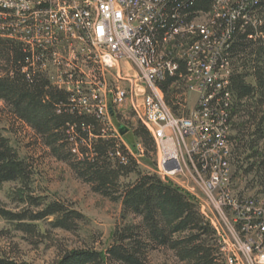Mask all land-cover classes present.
<instances>
[{"label": "trees", "instance_id": "1", "mask_svg": "<svg viewBox=\"0 0 264 264\" xmlns=\"http://www.w3.org/2000/svg\"><path fill=\"white\" fill-rule=\"evenodd\" d=\"M212 6L211 0H170L166 6L167 25L159 28L151 40L154 48L162 45V34L168 26L190 23L198 12L208 15ZM262 10L264 0H253L247 12L257 18L256 26L246 24L242 18L233 23V37L227 53L233 67L227 87L230 99L227 101L221 94L219 100L212 102L226 113V123L236 132L230 137L232 158L243 156L248 163L245 170L248 174L255 170L258 173L264 171ZM216 22L219 35L227 20ZM28 57L18 45L0 40V102L4 108L17 122L28 127L57 160H62L64 154L72 157L76 149L80 151L82 159L76 164L78 169L74 168L77 175L93 184L101 195L109 196L107 191L112 189L118 192L117 199L122 201L123 211L141 219V224L126 227L122 233L116 232L114 244L105 253L75 250L56 264H148L149 252L158 248L172 251L185 264H221L218 261L222 254L214 231L187 193L155 175H138L133 185L118 191V180L131 173L133 159L124 147L118 145L114 136L107 133L100 119L82 111L78 98L58 89L45 73L36 68L24 72ZM235 59L240 63L238 69L241 72H235ZM249 70L252 84L245 81ZM184 74L185 67L179 63L178 72L159 84L165 104L170 108L176 96L170 88ZM232 121L236 123L231 124ZM133 135L152 153L155 151L152 147L154 141L144 127L134 130ZM111 161H115L116 167L111 166ZM25 175L24 164L18 162L5 141L0 139V183L25 179ZM71 215L80 217L75 212H64L57 203H50L32 219L39 221L58 216L53 222L54 227L70 231ZM0 217L12 222L23 219L3 210H0ZM0 264L16 263L0 259Z\"/></svg>", "mask_w": 264, "mask_h": 264}, {"label": "built area", "instance_id": "2", "mask_svg": "<svg viewBox=\"0 0 264 264\" xmlns=\"http://www.w3.org/2000/svg\"><path fill=\"white\" fill-rule=\"evenodd\" d=\"M169 1L0 0V40L18 45L29 56L24 72L36 68L46 73L47 69L55 68L56 87L71 96L88 95L80 88L83 82L74 80V74L64 70L71 65L69 60H64V54L74 60L78 58L77 53L87 60L93 59L99 69H117V81L126 85L110 90L111 96H115L114 104L130 99L131 109L142 126L154 128L159 140L158 173L164 177L181 173L184 163L177 140L157 129L164 116L152 107L149 96H156L152 87L162 94L159 84L166 77H173L178 72V64L182 63L185 74L179 78H186L188 88L197 92L199 98L188 117L180 120L178 141L190 139L194 162L207 174L202 188L208 200L216 208L224 207L232 212L233 223L243 225L245 233H262V240H250V247L259 250L264 247V204L232 195V128L226 123V113L212 103L221 94L227 101L230 99L227 87L233 67L227 53L233 37L231 22H236V14H243L246 24L256 26V19H251V14L247 13L250 0H211L212 8L217 10V21L227 20L223 31L217 35L216 24L204 28V13L198 12L190 23L168 26L162 41L169 37V30L185 31V26L199 27V35H187L185 43H176L174 49L159 52V48L152 46L153 29L155 21H163V28L167 25ZM198 20L202 23L198 24ZM82 46L92 47L94 53H86ZM143 54H150V62L156 63V70H148V64H143ZM120 61L129 65L132 76L120 77ZM94 84L97 88L89 96L105 95V81L95 80ZM137 96H141L140 102L133 101ZM78 104L85 114H94L105 123L106 107L100 102L91 106L87 98L81 97ZM177 123L174 124L177 126ZM230 258L232 264H242L238 254H231ZM263 263L264 254H261L256 264Z\"/></svg>", "mask_w": 264, "mask_h": 264}, {"label": "rangeland", "instance_id": "3", "mask_svg": "<svg viewBox=\"0 0 264 264\" xmlns=\"http://www.w3.org/2000/svg\"><path fill=\"white\" fill-rule=\"evenodd\" d=\"M262 13L264 20V10ZM255 19L257 21V18ZM198 21V24L202 23L200 20ZM82 49L86 53H94V49L90 46H82ZM77 57L74 60L68 54H64V60L71 62L70 67L64 70L73 73L74 80L83 82L80 88L84 94L88 95L75 96V98L84 97L88 99L91 106L100 102L102 106L106 107L107 115L104 124L108 130L107 133L114 136L118 145L125 148L134 162L131 173L118 180V191L121 192L127 185H133L138 175H155L162 181L169 182L187 193L196 204L204 220L211 226L222 254L219 256L218 262L226 264L224 259V253H226L227 256L238 254L242 264H256V258L264 254V247L259 250H253L250 247V240L255 239L257 235L254 231L241 232V226L233 223L232 212L226 211L224 207L216 208L208 200L202 188L203 183L207 182V174L194 162L190 152V139H185V143L178 141L180 120L186 119L189 112L195 108L199 98L198 93L190 91L188 83L185 84L183 78L177 80L170 88L176 92L171 105V108L174 109L171 110L164 104V96L160 91L150 86L152 92L156 94V96H149L152 107L155 110H160L159 112L164 116V120L159 122L156 127L158 130L164 131L165 135L173 136L177 140V149L184 163V170L181 173L164 177L158 173L159 153L155 143V146L152 145L153 148L155 147V151L152 153L133 135L134 130L143 126L131 109L130 99L121 104H114L115 96H111L110 90L115 86L122 88L126 85L125 82L117 81V69H99L93 59L87 60L81 54L78 56V53ZM234 61L236 62L234 63V65L236 64L235 72H241L242 70L238 69L240 63H237V59ZM92 70H94L93 74ZM118 71L121 78L133 75V70L125 61L118 63ZM246 72L248 76L245 81L247 84H252L251 71ZM45 74L56 86L57 70L51 67ZM95 80L105 81V95L89 96L91 91L97 88L94 84ZM133 101L140 102L141 96L134 97ZM176 122H178L177 126L174 124ZM235 123L232 121L231 124ZM120 126L128 129V132L123 136L118 133ZM235 133L232 129L231 134ZM0 139L5 141L6 146L12 151L18 162L24 164L27 174L25 179L0 183V210L23 218L20 221L12 222L0 217V259L16 264H56L75 250L105 253L114 244L116 232L122 233L126 227L141 224L140 218L123 211L122 201L117 199L118 192L115 193L112 189L107 191L109 196L101 195L96 192L93 184L77 175L74 168L78 169L76 164L82 159L80 151L76 149L74 153L72 152V157L64 154L62 160L52 157L33 132L17 122L1 102ZM191 157L193 158L192 163L190 162ZM231 159L232 195L243 200H255L261 205L264 204V171L261 170L258 173L255 170L249 174L245 173L248 163L243 160V156L238 159L233 156ZM111 164L116 167L115 161H111ZM35 201L40 204L37 206ZM50 203L61 205L66 213L75 212L80 216H70L72 218L70 231L54 227L53 222L58 216L39 221L32 219ZM25 226H30V228ZM260 236L263 235L259 233L257 241ZM108 264L114 263L108 262ZM148 264L185 263L177 259L172 251L158 248L149 252Z\"/></svg>", "mask_w": 264, "mask_h": 264}, {"label": "bare ground", "instance_id": "4", "mask_svg": "<svg viewBox=\"0 0 264 264\" xmlns=\"http://www.w3.org/2000/svg\"><path fill=\"white\" fill-rule=\"evenodd\" d=\"M252 2H253V0H250V2L247 3V8L250 5H252ZM247 13H249V12H247ZM238 18H242L244 20V15L243 14H236V20ZM251 19H255V17L252 14H251ZM204 21H205L204 24H206V25H204V28H211V24L217 23L216 22L217 21V10H216V8H213V10L208 15L204 14ZM233 23L234 22H231V31H233V28H232ZM159 28L163 29V21H155V27L153 29V37H155L154 34ZM160 33H161V31H160ZM187 35H199V27L185 26V31L169 30V37H166L162 41L161 46L159 44V46H160L159 52H166L168 50L174 49L176 43H185V39L187 38ZM152 46H153V48L155 47L153 45V43H152ZM143 64H148V70H156V63L150 62V54H143ZM183 81L186 84V78H183ZM145 129L147 130V132H149L151 138L153 139L155 145L157 146V148L159 150V140H158V138H156V132L154 131V128H145ZM240 226H241V232H245V228H243V225H240ZM258 234L259 233H255V235H257V236L255 237V239H251V240H257L256 238L258 237ZM258 239L262 240V236H260V238H258ZM224 259H225L226 264H232L230 255L227 256L226 253H224Z\"/></svg>", "mask_w": 264, "mask_h": 264}, {"label": "water", "instance_id": "5", "mask_svg": "<svg viewBox=\"0 0 264 264\" xmlns=\"http://www.w3.org/2000/svg\"><path fill=\"white\" fill-rule=\"evenodd\" d=\"M127 132H128V129L125 128V127H123V126H120V127L118 128V133H119V135H121V136H123V135L126 134Z\"/></svg>", "mask_w": 264, "mask_h": 264}]
</instances>
